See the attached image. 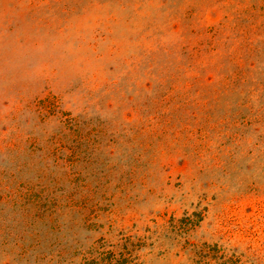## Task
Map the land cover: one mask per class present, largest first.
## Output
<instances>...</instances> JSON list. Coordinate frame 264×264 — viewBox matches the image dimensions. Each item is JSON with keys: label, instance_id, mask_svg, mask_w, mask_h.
Here are the masks:
<instances>
[{"label": "rangeland", "instance_id": "374dc122", "mask_svg": "<svg viewBox=\"0 0 264 264\" xmlns=\"http://www.w3.org/2000/svg\"><path fill=\"white\" fill-rule=\"evenodd\" d=\"M0 264H264V0H0Z\"/></svg>", "mask_w": 264, "mask_h": 264}]
</instances>
